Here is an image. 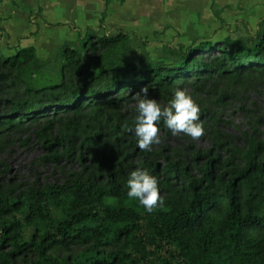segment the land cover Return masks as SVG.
Listing matches in <instances>:
<instances>
[{
	"label": "trees",
	"instance_id": "obj_1",
	"mask_svg": "<svg viewBox=\"0 0 264 264\" xmlns=\"http://www.w3.org/2000/svg\"><path fill=\"white\" fill-rule=\"evenodd\" d=\"M111 1L121 0L105 3ZM90 35L83 41L87 59L62 47L55 61L37 65L32 47L10 56L0 49V100L4 93L13 96L0 131L45 118L37 133L48 150L44 160L89 159L61 185L16 197L0 190V264H17L29 254L31 264H264V144L244 134L243 149L220 141L218 150L198 153L191 164L160 167L127 130L135 110L132 117L116 110L140 86L164 96L204 72L227 80L259 72L264 24L255 38L190 48L171 65L148 69L127 62L129 35ZM213 52L221 62L200 61ZM220 148L230 153L225 160ZM136 155L146 157L140 170L157 178L164 200L151 213L126 195ZM74 248L79 251L72 256L50 253Z\"/></svg>",
	"mask_w": 264,
	"mask_h": 264
},
{
	"label": "rangeland",
	"instance_id": "obj_2",
	"mask_svg": "<svg viewBox=\"0 0 264 264\" xmlns=\"http://www.w3.org/2000/svg\"><path fill=\"white\" fill-rule=\"evenodd\" d=\"M7 3L12 9L16 7L22 12L21 15L10 14L8 18L13 32H20L17 43L21 39L33 40L37 65L55 61L62 47L79 51L87 59L90 50L83 44L87 33H93L89 39H94L118 32L130 37L125 51L128 63L141 69L171 65L190 48L217 47L227 41L255 38L264 24V0H122L111 1L105 7L103 0H8ZM43 11L44 19L51 22L47 24L50 29H40L38 24L34 32H23L29 26H35L32 24L40 19ZM9 39L7 36L0 44L4 56L20 49V44L9 42ZM197 53L194 52L192 57ZM200 61L210 65L214 61L221 62L214 52L205 54ZM143 87L140 86L136 93ZM177 88L185 90L199 105L198 122L203 124L204 135L195 140L182 133L172 135L161 121L158 125L160 143L151 147L148 151L151 156L147 160L155 159L160 167L167 161L183 160L191 164V159L198 153L218 150L220 141L238 149L245 148L244 134L255 135L257 141L264 144V68L232 80L204 72L196 80L187 78L178 82L167 95L149 91L148 98L155 99L162 107L167 106L173 90ZM12 97L10 93L2 95L0 117L9 115ZM135 108L136 101L131 98L116 110L132 117L131 110ZM44 122L45 118L32 123L24 120L18 128L0 131V190L7 195L16 197L31 188L61 185L69 176L82 170V162L88 164L87 155L81 161L77 154L70 160H44L48 150L37 135ZM217 132L226 137L222 136L220 140ZM52 133L49 135L53 136ZM219 153L223 160L230 155L225 148H220ZM145 158L133 156V168L129 173L140 169ZM78 251L77 248L69 252L55 249L50 253L62 258ZM32 257L31 254L26 255L17 264H31Z\"/></svg>",
	"mask_w": 264,
	"mask_h": 264
},
{
	"label": "clouds",
	"instance_id": "obj_3",
	"mask_svg": "<svg viewBox=\"0 0 264 264\" xmlns=\"http://www.w3.org/2000/svg\"><path fill=\"white\" fill-rule=\"evenodd\" d=\"M132 98L136 101L135 116L133 125L126 127L134 134L139 149L151 151L153 145L160 143L158 125L161 121L172 135L182 133L194 140L204 135L203 124L198 122L199 105L185 90H173L167 106L163 107L155 99L148 98L147 87L141 88ZM126 187L127 197L138 202L147 213L164 204L157 178L146 171H131Z\"/></svg>",
	"mask_w": 264,
	"mask_h": 264
},
{
	"label": "crops",
	"instance_id": "obj_4",
	"mask_svg": "<svg viewBox=\"0 0 264 264\" xmlns=\"http://www.w3.org/2000/svg\"><path fill=\"white\" fill-rule=\"evenodd\" d=\"M124 1H128V0H124ZM141 1H143V0H137V2H141ZM7 2H8V0H0V44H2L3 40L6 39L7 36H9V38H10L9 42L17 43L16 38L19 36L18 34L20 33V32H13V29L11 28V21L8 18V16L10 14L21 15L22 12L16 7H14L13 9L11 7H9ZM103 2H104V7H105V5H107L108 3H105V0H103ZM118 2H120V1H118ZM46 5H48V4L46 3ZM123 13L126 14L125 12H123ZM38 24H39L40 29H41V27L42 28L46 27L47 29H50V26H47V24H51V22H48L47 20L44 19V11L40 14V19H37L35 21V24H32L35 26H32V27L29 26L27 28V30H24L23 32H27V33L34 32L33 30L36 29ZM17 44L18 45L20 44L19 45L20 49H18L17 51L34 46L33 40H29V39H21L19 41V43H17ZM17 51L12 53L11 55L15 54Z\"/></svg>",
	"mask_w": 264,
	"mask_h": 264
}]
</instances>
